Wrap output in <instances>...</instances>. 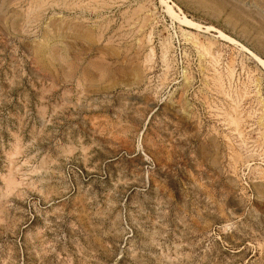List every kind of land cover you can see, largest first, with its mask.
<instances>
[{
	"label": "rangeland",
	"instance_id": "obj_1",
	"mask_svg": "<svg viewBox=\"0 0 264 264\" xmlns=\"http://www.w3.org/2000/svg\"><path fill=\"white\" fill-rule=\"evenodd\" d=\"M169 4L264 61V0ZM201 31L0 0V264H264V69Z\"/></svg>",
	"mask_w": 264,
	"mask_h": 264
},
{
	"label": "bare ground",
	"instance_id": "obj_2",
	"mask_svg": "<svg viewBox=\"0 0 264 264\" xmlns=\"http://www.w3.org/2000/svg\"><path fill=\"white\" fill-rule=\"evenodd\" d=\"M160 5L163 7L164 12L168 15V17L173 21L179 24V26L186 28L190 31H201L202 29L205 30V32H215L216 38L220 39L223 42L229 43L231 45L240 46L237 41L234 39L226 36L221 31L216 30L212 27H201L199 24L193 22L192 20L186 18L185 16L181 15V11L178 9L177 11L174 9L171 4H169V0H159ZM96 9V8H95ZM101 13V12H100ZM89 19V18H88ZM103 26V25H102ZM203 32V31H201ZM75 33V32H74ZM189 35V34H188ZM205 45V44H204ZM242 51L247 53L253 60L256 62L261 68L264 69V61L255 53L249 51L243 46H240ZM142 48V47H141ZM213 50V49H212ZM152 52V50H151ZM212 54V53H211ZM204 59V58H203ZM152 62V61H151ZM255 86V85H254ZM205 97V96H204ZM207 100V99H206ZM258 102V101H257ZM243 104V103H242ZM260 104H262L263 107V118H264V98L260 100ZM209 105V104H208ZM261 137V136H260ZM264 174V173H263Z\"/></svg>",
	"mask_w": 264,
	"mask_h": 264
}]
</instances>
